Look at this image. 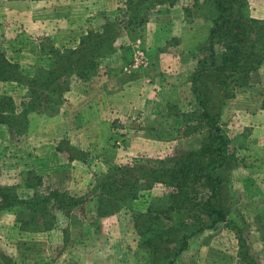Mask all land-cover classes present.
I'll return each mask as SVG.
<instances>
[{
	"label": "trees",
	"instance_id": "16d2710c",
	"mask_svg": "<svg viewBox=\"0 0 264 264\" xmlns=\"http://www.w3.org/2000/svg\"><path fill=\"white\" fill-rule=\"evenodd\" d=\"M179 2L128 0L123 18L106 21L99 31H88L73 49H60L42 39L40 51L49 64L46 68L35 69L33 75L9 62L0 51V83H17L28 90L25 107L20 113L16 112L18 108L11 96L0 95V124L7 126L13 137L24 136L28 131L29 116L57 113L65 102L71 80L87 82L98 74L102 60L116 52V43L123 34L131 43L142 38L153 10L161 6H182L187 12L186 21L190 20L192 10ZM247 2L206 0L207 6L202 10H208L204 19L210 21L211 26L207 38L194 49L198 62L190 74L191 109L186 113L177 105L168 106L172 129L179 132H175L177 138L170 136L175 138L171 141L183 138L180 132L183 127L187 136L199 134L203 137L197 148L162 161L137 158L128 165L112 166L106 173L95 174L92 189L80 197L48 190L47 193L37 191L29 199L21 198L19 190L22 187L38 189L43 183L41 177L27 173L25 179L22 175L24 184H0V220L5 215H12L22 232L35 234L55 229L59 213L75 220L72 226L76 227V213L86 211L89 203L94 204L91 211L98 222L97 228L103 219L123 211L130 212L139 236V251L147 257L144 264H177L192 239L224 224V229L228 228L236 235L239 264H258L246 237L253 225L246 218L242 224L228 218L230 205L224 193L227 190L230 194L228 202L233 197L236 200L232 174L241 162L230 154L231 140L221 130L226 101L235 97L237 89L246 88L250 75L264 65V22L249 15ZM200 8L199 5L195 7ZM128 52L132 54L131 45ZM217 90L222 92L221 95L216 93ZM261 109L264 110V97ZM158 185L169 191L160 196L150 195L146 211L134 212V202ZM263 219V216L257 218L258 227ZM258 227L263 233L264 225ZM0 260L2 264H18L1 251Z\"/></svg>",
	"mask_w": 264,
	"mask_h": 264
},
{
	"label": "crops",
	"instance_id": "0c3cea01",
	"mask_svg": "<svg viewBox=\"0 0 264 264\" xmlns=\"http://www.w3.org/2000/svg\"><path fill=\"white\" fill-rule=\"evenodd\" d=\"M29 1L36 8L54 5L52 9L43 8V13L49 12L48 16L52 21L39 23L36 21L37 17L34 18L35 26L44 24L51 28L42 30L44 34H39L42 36L37 35L33 39L38 44V55L26 56L27 64L21 66V69H25V73L33 75L35 69L46 68L49 64L48 58L40 51V42L43 38H51L57 48H75L79 44V36H82V34L77 36V33L99 31L106 21L123 18L128 0ZM75 18L79 19L77 24ZM195 28H187L182 7L161 6L151 12L149 22L143 29L141 39L150 58V66L147 69L125 72V67L130 66L132 61V54L128 52L129 45L132 50L133 47L128 37L123 34L116 43V52L102 60L98 74L87 82L76 78L71 80L65 102L57 113L30 115L27 133L18 138L11 135L7 126L0 124V184L5 186L24 184L22 175L25 179L27 173L33 172L42 178V186L36 187L38 189L22 187L19 190L21 198L29 199L37 191L47 193L48 190L68 192L80 197L92 189L95 174L106 173V171L100 172V169L120 164L118 157L112 156H151L158 149H163V155L171 156L172 151L169 149L175 143L171 141L170 133L168 135L166 132L172 125L168 106L177 105L181 112H187L191 108L190 74L195 70L198 62L194 49L201 44V41L198 42L201 36H197L200 31L197 30V25ZM49 32L51 35L48 34ZM30 38H26V44L29 43ZM187 38H191L190 44L185 40ZM20 48L24 46L20 45ZM253 77H259L258 84L263 83L264 66L259 72L254 73ZM10 88L14 89L13 93L7 91ZM27 91L26 87L18 88L15 83H0V95L19 94L25 98L23 101L20 97L18 103L20 109L25 107L23 102L27 101ZM237 96L233 99L235 102L244 99L245 104H249L248 101L257 104V107L252 109L245 106L242 111L244 120L236 122L233 128L237 131H235L238 134L237 138L241 140L240 145L249 155L247 151L250 150L248 145L251 141H254L252 143L255 145H260L259 148H264V110L261 109L262 102L255 103L258 98L253 97L256 100L251 102L250 95ZM227 105L230 107L232 100ZM227 125L228 123L226 127L229 128ZM242 172L241 176L245 177L242 182L238 179L240 175L237 174V170L233 172L234 188L241 187L248 194L251 189L252 192L247 196V200L244 198L243 200L249 204V207L253 206L255 211L259 209L264 211V169L248 171L243 167ZM92 205L94 206L89 203L86 209H91ZM259 213L255 212L254 216H261ZM79 214L80 212L76 213L77 224L90 230L94 229L96 231L94 236L97 238L103 235L105 241L114 240L115 243L124 240L125 235L108 232L109 224L115 222L119 215L103 219L97 228L98 222L94 215L85 218V215ZM73 221L75 220L59 213L55 229L31 234L21 232L14 216L5 215L0 220V242L12 244V234L15 231H17L15 236H21V239L28 238L24 240L26 243L22 244L24 247L20 248L24 250H17L19 264H28L34 257L26 254L32 249L27 242L39 239L49 241V249L56 253L53 259L39 264H58V258L65 256L67 260L62 264H93L92 259L96 257L94 246L77 243L76 247L74 244L75 248H72L66 243L67 240L70 243L76 237L69 235V230L74 228ZM252 228L254 233H259L257 227L252 226ZM223 234L199 236L197 240L208 237L207 239L211 238V243L199 242L196 252L199 255L197 264H239L236 244L233 250L228 244L220 247L218 241L222 240ZM228 235L232 243L238 242L236 236L234 238ZM223 239L226 242L230 240L229 237L227 240ZM130 245L131 247H128V244H121L118 248L114 245L115 249L105 248L106 251L99 249L100 258L95 264H105L102 258L109 255L116 258L118 264L125 262L138 264L136 259L132 262L124 261V258L127 259L130 254L137 253L134 236L133 244ZM261 251L264 254V245Z\"/></svg>",
	"mask_w": 264,
	"mask_h": 264
},
{
	"label": "rangeland",
	"instance_id": "374dc122",
	"mask_svg": "<svg viewBox=\"0 0 264 264\" xmlns=\"http://www.w3.org/2000/svg\"><path fill=\"white\" fill-rule=\"evenodd\" d=\"M26 1H28V2L25 3ZM50 1H53V0H50ZM247 1H248L247 3H248L249 15L253 19L260 20V21L264 22V0H247ZM205 2H206V0H180V2H179L180 4L183 3L184 7L189 6L190 10H192L190 20L186 21V25H187V28H192V29L193 28L196 29L195 28L196 25L198 26L197 30L200 32L197 33V36L198 37L201 36L198 38V42L201 41L202 39L207 38L208 29L211 26L210 21H205V19H204V14L206 16H208V13H207L208 10H207V12H204L202 10V8L205 9L207 6V5L205 6ZM198 5L201 6V8L199 10L195 9L196 6L198 7ZM53 6L50 4L47 7H37L36 8V6H33L32 2L29 0H25V1L0 0V51L4 54V56L6 57V59L9 62L14 63V64H18L21 67L24 64H27V61L25 59L26 56H33L34 57V56L38 55V53H37L38 44L33 39H35L37 37V35H39V34H44V33H42V30L45 31L47 28H51V27L49 25L47 26L44 24H37L35 26L34 18L37 17L36 21H38L39 23L42 21L47 22L48 20H51L50 17L48 16V15H50L49 12L43 13L44 12L43 8L44 9H52ZM179 7H182V6H179ZM184 13L186 14L187 12L184 11ZM77 20H79V19L75 18L76 24H77ZM185 20H187L186 17H185ZM43 25H44V27H42ZM87 33H86V31L83 33L80 32L79 34L77 33V36H79L81 34L83 36ZM48 34L51 35V32H49ZM142 35H143V32H142ZM39 36H42V35H39ZM82 36H79V38H78L79 42H80ZM27 37H31V38L29 40V43L26 44V38ZM43 39L49 40L51 42V44L54 45V41L51 38L46 37ZM185 40H187V42L190 44L191 38H187ZM134 42H132V43H134ZM5 44H7V45H5ZM20 45L24 46V48L19 49ZM199 45L200 44H198L197 46H199ZM60 49H62V48H60ZM25 50H26V52H23ZM132 52H133V50H132ZM21 53H23V54L21 55ZM46 67H48V64L46 65ZM260 69H258L257 71H254L250 75L249 85H247L246 88H244L243 90L237 89V94L235 95V97L232 99H228L226 101V105L224 107L222 119H221V127H222L221 130L224 133V135L231 140L229 152H230V154L235 155L237 160H239V162H241V164L238 165L237 168L235 169V170H237V174L240 175L238 178L240 182L244 181L243 179L245 178V177L241 176V174H243V172H242L243 167H246V169H248V171H252V170L253 171H255V170L260 171V168H261V170L264 169V156L261 155V154L264 155V148H259L260 145H255L252 143L254 141H251L248 145L250 150L247 151V153H249V155H247L246 152L244 151V148L240 145L241 140H239L237 138L238 134L236 133L237 132L236 129H233L235 127L236 122L244 120L242 118L244 115L242 111L244 110L245 106H249L251 109L257 107V104L250 103L248 100L247 101L249 104H245L244 99H241L240 101L235 102L233 99H235L237 95L240 97L243 94L244 95H250L251 96V100H250L251 102L252 101L255 102L256 99H254L253 97H256V98H258V100L255 103H260L263 101L264 96L262 95V92L264 90V87H263L264 82L258 84V81L260 80L259 77H253L252 78L253 74L259 72ZM23 72H25V69L23 70ZM15 84L18 86V88H20L19 84H17V83H15ZM13 90H14L13 88H10L7 91L10 93H13L12 92ZM15 91L18 92L17 90H15ZM223 92H225L226 94L230 93L227 90H223ZM216 93L220 94L222 92L220 90H217ZM4 94L6 95V93H4ZM7 95L11 96V97L13 96L12 98H14L13 99L14 100V106L18 108V103H19L21 96L19 94L11 95L9 93H7ZM21 99H23V101L25 100V98H23V96L21 97ZM230 100H232V105H230V107H228L227 103ZM21 107H22V105H21ZM189 109H191V108H189ZM21 111H22V109H20V108L16 109L17 113H20ZM227 123H228L227 126L229 128L226 127ZM172 125H171L170 129L166 130V132H167V134L170 133L171 137L177 138L178 134L175 132H178V131L177 130L173 131ZM158 131L163 132V130H158ZM180 132H181V134H183V138L181 137V139H183V140L181 142H176V141L173 142L175 144H173L172 148L169 149L172 151L171 156L163 155V153H162L163 149H158L151 156H139V155H137V156H127V157H123V156L122 157L121 156H116V157L112 156V157H114V158L118 157V162L120 163L119 165H122V166L130 164V162H132V159L135 160L137 158L138 159L146 158V159H151L154 161H159V160L162 161L168 157L179 156L180 154H182V152H186L188 149L197 148L200 145V141L203 140V137H201L199 134H192L190 136H187L185 134L184 129H182V128H181ZM175 138H171V139H175ZM186 138H188V139H186ZM176 152H179V153H176ZM126 158H128V160L125 161ZM121 159L123 162L120 161ZM115 160L116 159H114V161ZM156 166H158V165H156ZM110 167H111V165H110ZM109 168L104 169V167H103V169H100V172H103V171L107 172ZM232 180H233V174H232ZM233 184L234 183L232 181L233 193L236 194L235 197H237L236 200L233 197V199L228 202V199L230 198V196H229L230 194L227 193V190H225L226 192L224 193L225 198H227V203H229V205H230V214L228 217L229 220H233L239 224H242L244 222V218H246L247 221L250 224H252L255 228L258 227L257 226V218L259 216H254L255 212H260L259 214H261V217L262 216L264 217V211L261 209H259V211H255L253 206L249 207V204L243 200V198L247 200V196L250 194V192H252V190L251 189L249 190V185H247V189L249 190V194H248L247 192L242 190L241 187L240 188L237 187L235 189ZM168 189L169 188H167V187H163L161 185H158L153 190H151V192H146L145 197H143V198L141 197L134 202V208H133L134 212H145L146 209L148 208L147 198L150 195L160 196L162 193L169 191ZM236 201H237V203H236ZM87 210L86 211H79V212H80V214H82V213L85 214V218H89V216L93 215V214H91V213H93V211H91L90 208ZM116 215H119V217L117 216L118 219L115 222L109 224V226H108L109 231L108 232L112 233L114 235L116 233L125 235V238L122 242L115 243L114 240L105 241L104 238H102L103 235H102V237L97 238V236H94V233L96 232L94 229L90 230L89 228H86L84 226L80 227V225L77 224V226L74 227L73 230H69V232H70L69 235L71 237H74V236H76V237L73 240L70 239L71 240L70 243L67 240L66 241L67 245L69 247L71 246L72 248H75L77 243H80V244L86 243V244H89V247L94 246L95 247V253H96L95 256L96 257L98 256V258L94 257V259H92V261H93L92 263L95 264L96 261L99 260V258H100L99 253H98L99 249H102V250L104 249V251H106L105 248L108 250H110V249L113 250V249H115V246L118 248L121 244L122 245L128 244V247H131L130 244H133V236H134V239L137 242V253L130 254L127 257V259L124 258V261L127 260L128 262H132V260L136 259L138 261V264H144L145 260H147V257L145 254L144 255L141 254L139 251V248H138L139 236H138V234L135 230V227H134L133 214L130 212H128L126 214L124 212H120L119 214H116ZM262 225H263V221L258 228H262ZM224 227H225V225L221 224L218 226V228L213 229V230H206L201 235L224 233L222 236V240H220V242L218 241V243L221 244L220 247L222 248V246H224V244H228V246L233 250V249H235V244H236V250L238 251V242L232 243L231 237L228 235V234H230L231 236H234V238H235V236H236L235 233H233L228 228L224 229ZM19 229H20V227H19ZM253 230H254V228H251L250 231H247L246 237L248 238V243H249L251 249L253 250L252 253L257 258V261L259 262L258 264H264V254L261 251L262 247L264 245V232L261 233L259 231V233L258 232L254 233ZM16 234H17V231H15L12 234V238H13L12 244H10V245L6 244V243L2 244L0 242V251L3 252V254H5L6 256L15 260L19 264V259H18L19 255L17 256V250H19L21 247H24L22 244H25L26 242L24 240H27L28 238L21 239V236H15ZM201 235H200V237H201ZM227 237L230 238L229 241L227 240ZM86 238H88V239H86ZM198 238H199V236L190 241L189 249L181 256V258L177 264H191V263L197 264L196 260H197V258H199V255L196 252H197V249L199 246V242H203L204 244L211 243V238L207 239L208 237H203L204 239L197 240ZM223 238H225L227 240V242ZM67 239H68V236H67ZM236 240H237V238H236ZM27 243L32 246V249H31V251L27 252L26 254H28V256H34L30 259V262H29V260L27 261V262H29L28 264H37V263L39 264L42 261L50 260V259H53L54 257H56V253L53 250L49 249L48 246H49L50 242L47 240L39 239V240H36L33 242L28 241ZM74 244H75V247H74ZM20 250L23 251L24 248H22ZM260 253H262V254H260ZM236 256L238 258V254ZM66 260H67V256H65L64 258L61 257V258H58L57 263L62 264V262H66ZM103 260H105V264H118L117 263L118 260L116 258L112 257V255H109V257L106 256L105 258H102V261ZM238 263H239V258H238ZM0 264H2L1 260H0ZM124 264H126V262Z\"/></svg>",
	"mask_w": 264,
	"mask_h": 264
},
{
	"label": "built area",
	"instance_id": "2783aa9c",
	"mask_svg": "<svg viewBox=\"0 0 264 264\" xmlns=\"http://www.w3.org/2000/svg\"><path fill=\"white\" fill-rule=\"evenodd\" d=\"M132 47V61L130 66H127L124 69L126 73L144 70L150 66V58L147 54V51L143 47L142 39H138L132 43Z\"/></svg>",
	"mask_w": 264,
	"mask_h": 264
}]
</instances>
